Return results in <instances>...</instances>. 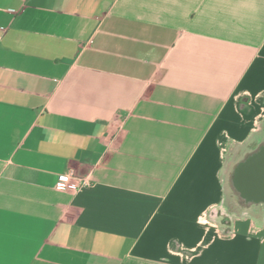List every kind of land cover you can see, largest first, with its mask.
<instances>
[{
    "label": "crops",
    "instance_id": "1",
    "mask_svg": "<svg viewBox=\"0 0 264 264\" xmlns=\"http://www.w3.org/2000/svg\"><path fill=\"white\" fill-rule=\"evenodd\" d=\"M263 143L264 0H0V264H264L200 221Z\"/></svg>",
    "mask_w": 264,
    "mask_h": 264
},
{
    "label": "rangeland",
    "instance_id": "2",
    "mask_svg": "<svg viewBox=\"0 0 264 264\" xmlns=\"http://www.w3.org/2000/svg\"><path fill=\"white\" fill-rule=\"evenodd\" d=\"M252 146L239 147L226 153L220 172L224 185V195L220 205L210 213H205L200 221L210 223H231L238 218L259 220L264 218V204L246 206L232 187L234 171L247 155ZM213 214V215H212Z\"/></svg>",
    "mask_w": 264,
    "mask_h": 264
},
{
    "label": "water",
    "instance_id": "3",
    "mask_svg": "<svg viewBox=\"0 0 264 264\" xmlns=\"http://www.w3.org/2000/svg\"><path fill=\"white\" fill-rule=\"evenodd\" d=\"M231 184L244 205L264 204V143L239 162Z\"/></svg>",
    "mask_w": 264,
    "mask_h": 264
},
{
    "label": "built area",
    "instance_id": "4",
    "mask_svg": "<svg viewBox=\"0 0 264 264\" xmlns=\"http://www.w3.org/2000/svg\"><path fill=\"white\" fill-rule=\"evenodd\" d=\"M87 185L85 180L76 177L73 173H68L60 176L57 190L75 193Z\"/></svg>",
    "mask_w": 264,
    "mask_h": 264
}]
</instances>
